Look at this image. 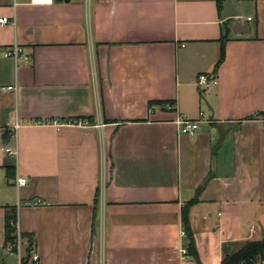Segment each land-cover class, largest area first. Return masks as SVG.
<instances>
[{
	"label": "crops",
	"instance_id": "1",
	"mask_svg": "<svg viewBox=\"0 0 264 264\" xmlns=\"http://www.w3.org/2000/svg\"><path fill=\"white\" fill-rule=\"evenodd\" d=\"M26 3L0 0V264L14 208L38 264H196L180 253L196 196L200 264L264 240V0ZM14 45L28 63L3 56ZM202 74L216 85L199 89Z\"/></svg>",
	"mask_w": 264,
	"mask_h": 264
},
{
	"label": "built area",
	"instance_id": "2",
	"mask_svg": "<svg viewBox=\"0 0 264 264\" xmlns=\"http://www.w3.org/2000/svg\"><path fill=\"white\" fill-rule=\"evenodd\" d=\"M55 2V0H27V5L32 6V7H46V6H52ZM10 21L8 18L3 17L0 19V26H5L8 24ZM3 56L5 58L12 59L15 63V65H18L20 61L23 63H28L29 62V56L26 54L22 48L18 47L17 45H14L8 49H6L3 52ZM217 80L216 77L213 75H206L202 74L198 76L197 81H196V86L199 89H207L210 86L216 85ZM15 90L14 86H7L1 88L2 92H8V91H13ZM168 110H172L173 106H167ZM199 117H202V113H199ZM54 122L50 121H37L36 124L40 125H46V124H52ZM199 123L200 121L194 120V121H189V120H184L182 118H178L176 120V124L178 126V130L181 135H191L195 133L198 128H199ZM63 124H68V125H74L77 127H86L89 125V123L85 120L82 119H70L67 121H64ZM9 128L12 130L13 133H16L17 130L20 128V125L18 123V119L15 116L9 126ZM1 132V129H0ZM3 151L8 154V155H15L16 152L12 151L10 148H5ZM15 184L17 187L24 186L26 184V179L24 178H16L15 179ZM40 202H36L35 205H39ZM11 226L14 228V234H13V241L7 245H5V252L6 255H9L15 259V264H25L26 258L29 255L28 262L26 264H38L39 263V257L37 254L34 253L33 247L31 248L30 251H28L29 243L27 241V248L26 252L24 249V237L20 233L19 229V224H18V219H17V211L15 213V220L11 222ZM182 237H184V233H182ZM180 253L182 256L186 255V250L181 249ZM2 264H7L4 261Z\"/></svg>",
	"mask_w": 264,
	"mask_h": 264
},
{
	"label": "trees",
	"instance_id": "3",
	"mask_svg": "<svg viewBox=\"0 0 264 264\" xmlns=\"http://www.w3.org/2000/svg\"><path fill=\"white\" fill-rule=\"evenodd\" d=\"M224 58L223 47L221 45V51L218 61L215 65L214 71L219 67ZM163 104V103H160ZM211 177V175H210ZM202 187H200L196 194H199ZM197 196L195 199L190 201L181 212V223L182 229L184 231V237L186 240L185 250L186 256L191 257L196 264H200L196 254L195 244L193 235L190 231L189 221H188V210L189 208L197 203ZM16 209H11L6 213L5 216V245L13 241L14 228L11 226V222L15 220ZM28 251L32 248V239L28 238ZM222 258L220 264H262L264 262V240L259 241H247L244 243H227L222 246L221 249Z\"/></svg>",
	"mask_w": 264,
	"mask_h": 264
},
{
	"label": "water",
	"instance_id": "4",
	"mask_svg": "<svg viewBox=\"0 0 264 264\" xmlns=\"http://www.w3.org/2000/svg\"><path fill=\"white\" fill-rule=\"evenodd\" d=\"M55 2L56 3H61V2L68 3L69 0H55ZM232 32L235 35H245V34L249 33V28H248L247 24H242V23L236 22L232 28ZM211 120H212V117L209 119V121H211ZM215 128L218 131V139L212 148V154L213 155H215L216 152L221 148L222 143L224 141V138L226 136V132H222V130L219 126H216ZM28 259H29V255L26 258L25 264L28 262Z\"/></svg>",
	"mask_w": 264,
	"mask_h": 264
},
{
	"label": "rangeland",
	"instance_id": "5",
	"mask_svg": "<svg viewBox=\"0 0 264 264\" xmlns=\"http://www.w3.org/2000/svg\"><path fill=\"white\" fill-rule=\"evenodd\" d=\"M24 251V249H23ZM6 260L9 262L7 264H15V259L9 255H6Z\"/></svg>",
	"mask_w": 264,
	"mask_h": 264
}]
</instances>
